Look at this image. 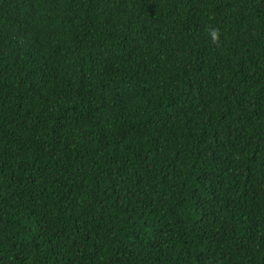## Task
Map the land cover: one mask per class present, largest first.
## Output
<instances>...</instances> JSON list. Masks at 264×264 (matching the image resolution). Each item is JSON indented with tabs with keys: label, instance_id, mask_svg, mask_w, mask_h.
<instances>
[{
	"label": "trees",
	"instance_id": "1",
	"mask_svg": "<svg viewBox=\"0 0 264 264\" xmlns=\"http://www.w3.org/2000/svg\"><path fill=\"white\" fill-rule=\"evenodd\" d=\"M0 264H264V0H0Z\"/></svg>",
	"mask_w": 264,
	"mask_h": 264
},
{
	"label": "clouds",
	"instance_id": "2",
	"mask_svg": "<svg viewBox=\"0 0 264 264\" xmlns=\"http://www.w3.org/2000/svg\"><path fill=\"white\" fill-rule=\"evenodd\" d=\"M208 31H209V35L211 36V39L213 40V42L218 44L220 41V36H221V32L219 31V29L211 28Z\"/></svg>",
	"mask_w": 264,
	"mask_h": 264
}]
</instances>
